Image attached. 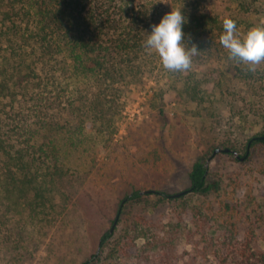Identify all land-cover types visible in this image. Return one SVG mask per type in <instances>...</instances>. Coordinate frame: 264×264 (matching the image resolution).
Listing matches in <instances>:
<instances>
[{
    "label": "trees",
    "instance_id": "16d2710c",
    "mask_svg": "<svg viewBox=\"0 0 264 264\" xmlns=\"http://www.w3.org/2000/svg\"><path fill=\"white\" fill-rule=\"evenodd\" d=\"M138 1L0 0V207L6 213L37 221L56 213L51 198L59 196L67 208L80 192L81 178L58 163L61 155L51 136L66 130L74 134L88 120L111 134L103 106L111 101L114 85L136 82L154 58L143 41L145 32L158 23L157 13ZM230 1L237 7L231 19L241 33L264 25V0ZM181 4L187 21L184 39L200 50L191 66L206 68L166 74L174 90L204 109L214 107L217 94L219 102L229 103L225 92L230 97L235 93L228 85L240 86L243 104L255 109L261 127L247 139L243 153L225 147L238 153L222 154L244 163L264 150V63L249 71L247 65L228 59L227 50L212 37L214 31L222 33V21L205 13L201 0ZM80 78L105 89L94 99L102 109L92 108L85 119L76 97L59 101L67 91L79 93L75 87ZM248 170V179H230L228 194L202 158L192 164L183 195L133 190L121 199L116 226L101 235L98 253L81 264H264V247L258 245L264 242V195L256 191L258 177L252 175L264 174V166ZM150 196L153 205L122 221L128 205ZM119 223L123 226L117 232Z\"/></svg>",
    "mask_w": 264,
    "mask_h": 264
},
{
    "label": "rangeland",
    "instance_id": "374dc122",
    "mask_svg": "<svg viewBox=\"0 0 264 264\" xmlns=\"http://www.w3.org/2000/svg\"><path fill=\"white\" fill-rule=\"evenodd\" d=\"M201 1L205 13L220 21L237 15L236 4L230 0ZM138 2L155 11L159 22L171 8L179 7L181 0ZM212 37L215 43H220L217 31ZM149 53L154 55L150 70L141 73L136 82L116 83L111 101L103 106L109 125L106 129L111 134H106L98 122L88 120L74 134L66 130L51 136L61 155L58 163L82 180L80 192L71 197L70 205L66 208L59 196L51 198L49 204L56 213L40 216L37 221L25 214L6 213L0 207V264H81L98 253L99 239L110 229L125 195L133 190L159 189L173 194L188 189L189 171L199 158L205 163L210 158L206 166L222 180L226 194L232 191L230 179L236 175L248 179V169L264 166L263 149L244 163L236 162L234 155L218 152L212 156L211 153L225 147H236L243 153L247 139L261 127L257 124L255 109L243 104L238 84L228 85L230 92L236 94L230 97L225 92L229 103L219 102L217 94L214 107L204 109L185 93L174 90L166 74L170 70L161 65L156 54ZM191 68L199 73L206 66ZM94 83L78 79L75 89L79 93L59 94L60 103L76 97L77 109L83 118L91 115L92 108L102 109L95 106L94 99L101 89L105 93V89ZM251 120L256 124L252 125L255 122ZM252 175L258 177L254 184L256 191L261 190L264 195V174L254 171ZM154 203L155 199L150 196L128 205L121 215L122 221L127 214L133 215L135 210ZM260 203L264 209V197ZM159 210L164 212L166 208ZM122 226V223L117 225V232ZM258 245L263 248L264 242Z\"/></svg>",
    "mask_w": 264,
    "mask_h": 264
},
{
    "label": "clouds",
    "instance_id": "9594fccd",
    "mask_svg": "<svg viewBox=\"0 0 264 264\" xmlns=\"http://www.w3.org/2000/svg\"><path fill=\"white\" fill-rule=\"evenodd\" d=\"M186 22L181 4L171 8L158 23L151 25L150 32H145L143 47L156 54L167 70H188L193 56L200 51L197 43L184 39L183 25ZM222 28L218 39L227 50L228 59L247 65L249 71H254L257 65L264 63V25H254L241 33L236 21L225 17Z\"/></svg>",
    "mask_w": 264,
    "mask_h": 264
},
{
    "label": "water",
    "instance_id": "95a60500",
    "mask_svg": "<svg viewBox=\"0 0 264 264\" xmlns=\"http://www.w3.org/2000/svg\"><path fill=\"white\" fill-rule=\"evenodd\" d=\"M218 152H230V153L237 154L235 151H233V150H231V149H229V148H224V149L216 148V149H214V151H213V153H212V156L215 155V154L218 153ZM209 159H210V158H208V159L206 160L205 165L207 164V162L209 161ZM187 192H188V189H185V190H182V191H179V192L175 193L174 196H180V195H183V194H185V193H187ZM118 215H119V211H118V214H117V216H116L114 222L112 223V225H111V227H110V229H109V232H110V233L113 231L114 227L116 226V223H117V220H118Z\"/></svg>",
    "mask_w": 264,
    "mask_h": 264
}]
</instances>
